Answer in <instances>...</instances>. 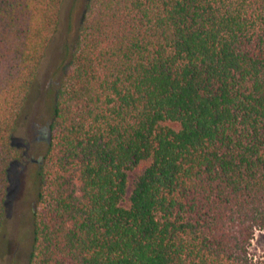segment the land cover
<instances>
[{
	"label": "trees",
	"instance_id": "obj_1",
	"mask_svg": "<svg viewBox=\"0 0 264 264\" xmlns=\"http://www.w3.org/2000/svg\"><path fill=\"white\" fill-rule=\"evenodd\" d=\"M63 0H0V245L13 142ZM27 264H264V0H85Z\"/></svg>",
	"mask_w": 264,
	"mask_h": 264
},
{
	"label": "rangeland",
	"instance_id": "obj_2",
	"mask_svg": "<svg viewBox=\"0 0 264 264\" xmlns=\"http://www.w3.org/2000/svg\"><path fill=\"white\" fill-rule=\"evenodd\" d=\"M85 0H63L59 28L42 59L37 90L29 110L13 136L25 149L23 163L8 170L4 229L0 245V264H27L32 243V213L36 204L38 170L50 140L55 91L69 68L70 51ZM251 256L264 255V231L256 230L249 246Z\"/></svg>",
	"mask_w": 264,
	"mask_h": 264
}]
</instances>
